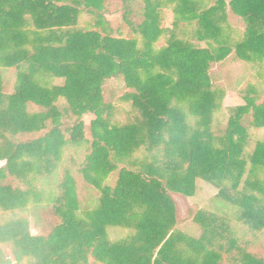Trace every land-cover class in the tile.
Returning a JSON list of instances; mask_svg holds the SVG:
<instances>
[{
    "label": "trees",
    "instance_id": "trees-1",
    "mask_svg": "<svg viewBox=\"0 0 264 264\" xmlns=\"http://www.w3.org/2000/svg\"><path fill=\"white\" fill-rule=\"evenodd\" d=\"M169 2L171 29L161 0H0V209L45 232L0 224V264H264V142L246 153L264 129V0ZM228 92L244 105L221 120ZM68 159L78 174L58 178ZM198 180L218 193L178 228L170 193L193 198Z\"/></svg>",
    "mask_w": 264,
    "mask_h": 264
},
{
    "label": "rangeland",
    "instance_id": "rangeland-1",
    "mask_svg": "<svg viewBox=\"0 0 264 264\" xmlns=\"http://www.w3.org/2000/svg\"><path fill=\"white\" fill-rule=\"evenodd\" d=\"M163 3V7L161 9L162 15H163V27L166 29H171L173 26L174 22V14H173V4L169 2V0H161ZM231 0H226L227 3H229ZM229 23L232 26L233 30H241L243 31L244 26L242 24V21L239 18H236L229 10ZM106 18L112 23V26L114 29L117 28H122L123 36L125 38H134L135 36L130 33L124 24L121 22V16L120 14L118 15H107ZM91 17L90 16H83L80 19L81 26H84L85 24L91 22ZM189 29V28H187ZM139 38V37H137ZM186 38L192 40L191 38V30H189V33L187 34ZM193 41V40H192ZM166 38L163 37L157 44L156 48H160L165 45ZM211 73L213 75H219L220 74V67L219 65H213L211 68ZM256 73H253V75ZM8 80H10V85L7 88L8 92L13 91L14 87V82H15V75L14 71H10L9 74H7ZM255 79V80H254ZM258 78H252L251 82L252 84H255L257 82ZM260 84H262V81H259ZM53 83L58 84L59 82L54 81ZM112 86L115 85L116 87H119V84H112L113 81L109 82ZM247 85V83H246ZM246 85L244 87H246ZM262 88V85H259ZM243 87V88H244ZM244 90V89H243ZM261 90V89H260ZM244 105V100H243V93H238V92H228L223 100V109L219 115H217L219 119L221 120H226L229 110L238 106ZM133 117L132 114H129V107L127 104L122 103L119 108H117L114 111V118L118 120L119 122L125 123L128 119H131ZM93 118L91 116H87L84 118L85 124L88 126L90 121ZM251 135V140L250 143L246 149V153L250 154L253 152L257 141H263L264 142V129L261 131H256L252 130L250 131ZM70 152H67L65 154V159L68 158ZM4 166V163H0V168ZM70 166L72 168L73 172L75 174H78L79 172V164L75 160H70L68 159V163L65 162L64 165L60 167V170L58 171V178H62L64 174V168ZM9 182L14 186L18 188H25V186L18 181L15 178H9ZM41 180L36 178L34 181V184L39 187L41 186ZM218 193V190L211 185L198 180L197 181V187H196V194L193 198H185V197H178L179 195H173V200L175 202L176 208H177V216L180 222V226H182V223L184 225L189 224L191 221H193V218L196 214L197 211H204L208 210L211 201L213 198L216 197ZM15 218H25L29 220L30 222V229L31 233L33 235H39V234H45V232L41 229L35 228V222L34 220L28 216L27 213L24 212H6L0 209V224H5ZM230 228L233 231V234H235V238L239 241V245L244 243L245 241L252 240V233L239 221L231 219L228 221ZM112 237H118L120 235V232L118 230H112L111 231ZM258 237L256 238V244L258 243L257 247L255 248V251L258 250V246L264 245V232L262 233H256ZM259 240V242L257 241ZM254 241V240H253ZM227 245V244H225ZM1 248L3 251L8 255H11V246L10 245H2ZM225 257V255H224Z\"/></svg>",
    "mask_w": 264,
    "mask_h": 264
},
{
    "label": "crops",
    "instance_id": "crops-1",
    "mask_svg": "<svg viewBox=\"0 0 264 264\" xmlns=\"http://www.w3.org/2000/svg\"><path fill=\"white\" fill-rule=\"evenodd\" d=\"M173 195L175 196H177V194H173V193H170V196L172 197V199H173ZM178 197H184V196H182V195H179ZM185 198H188V197H185ZM189 199V198H188ZM174 201V200H173ZM175 203V202H174ZM178 221H179V219H178ZM185 225L182 223V226H180V222H179V226H178V228H183Z\"/></svg>",
    "mask_w": 264,
    "mask_h": 264
}]
</instances>
